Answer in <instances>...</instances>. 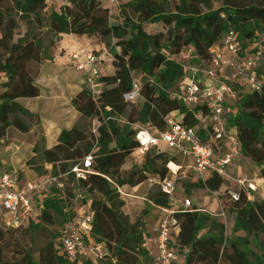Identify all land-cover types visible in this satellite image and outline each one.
<instances>
[{
    "label": "trees",
    "instance_id": "16d2710c",
    "mask_svg": "<svg viewBox=\"0 0 264 264\" xmlns=\"http://www.w3.org/2000/svg\"><path fill=\"white\" fill-rule=\"evenodd\" d=\"M216 1L221 3L218 8L214 7ZM47 2L0 0V141L10 127L28 133L40 124V116L18 101L40 95L36 81L41 66L53 59V50L63 35L114 42L115 72L102 75L101 95L93 98L83 89L72 102L81 114L74 128L64 130L52 149H47L40 139L33 149L34 156L27 162L40 176L69 173L67 179L73 182V167L93 154L94 173L86 181L76 183V188L89 196L94 211L87 244H102L107 254L95 263L72 261L63 253L64 229L75 218L70 201L72 189L52 187L43 199L38 218L19 228L0 226V242H5V231L31 233L59 226L57 233L48 231L52 241L45 249L43 261L37 262L28 252L20 260H0V264H155L156 256L146 246L150 233L142 220L131 223L124 215V197L117 187L135 188L150 177L165 179L169 176L165 166L178 158L167 151L150 149L141 165L123 178L121 169L138 148L137 129L131 125L140 123L165 130V117L178 111L184 115L182 122L195 127L202 141H206L209 128H204L188 107L174 98L186 73L182 62L169 57L192 48L190 64L202 65L208 60L210 49L229 32L238 35L243 50L249 49L255 40L264 37V0H130L117 9L121 23L111 22L115 15H110L100 0H68L59 10L49 13ZM146 24H163L167 33L150 34ZM23 26L26 31L21 34ZM24 56L26 60L21 62ZM133 73L141 76L142 98L136 103L124 98L132 91ZM239 97L226 118L228 126L237 130L241 156L263 168L264 91H239ZM140 101L143 104L137 109ZM121 119L126 124H120ZM94 122L98 123L95 127ZM47 164L52 166L50 171ZM194 180V188L212 193L219 192L227 182L217 173H209L204 181ZM97 193L101 197L96 198ZM238 193L239 199L233 201L234 232L241 235L234 239L226 238L224 223L195 206L194 211L174 214L179 233L172 234L170 245L179 256L176 264H264V200L250 198L245 189ZM147 202L157 210L172 207L168 195L157 186ZM19 241L18 238L16 242Z\"/></svg>",
    "mask_w": 264,
    "mask_h": 264
},
{
    "label": "built area",
    "instance_id": "2783aa9c",
    "mask_svg": "<svg viewBox=\"0 0 264 264\" xmlns=\"http://www.w3.org/2000/svg\"><path fill=\"white\" fill-rule=\"evenodd\" d=\"M100 1L113 16L116 9L130 0ZM193 52L192 48H187L178 56L169 57L182 62L186 73L174 98L185 104L204 128H209V138L202 141L195 127L182 122L184 115L178 111L165 117V130L140 125L135 136L138 142L135 153L141 157L139 161H143V156L150 149L171 151L178 158L177 162L172 161L167 165V178L150 177L147 180L150 187L157 186L168 195L172 203L170 209H161L164 216L159 222L157 234L152 238L156 246L155 264L179 262L178 254L170 245L173 230L179 228L174 214L194 211L195 205L191 199L178 197V179H186L193 174L197 180L204 181L209 173H217L227 182L245 189L250 198L251 193L257 191L258 184L264 185V176L236 178L229 172L241 153L237 130L229 127L226 120L232 113L233 105L240 100L239 91H264V37L243 50L238 35L229 32L210 49L209 58L202 65L190 64ZM70 59L79 71L84 72V83L92 97H99L104 89L101 57L94 51L81 50L70 55ZM132 76V91L124 98L126 102L136 103L142 98L141 86L137 75L133 73ZM161 144L165 145L166 150L161 148ZM93 162L94 156L89 154L74 166L71 170L75 175L73 182L67 179L69 173H65L49 174L21 183L17 172H6L0 168V226L13 229L27 225L41 215L43 199L52 187L61 191L72 189L70 201L75 218L64 229L61 239L63 253L72 261L92 260L97 263L103 259L107 249L102 244H87L86 241L90 239L94 222L91 199L83 190L76 188V183L86 181L88 175L94 173ZM117 188L123 197L128 196L126 190ZM230 195L232 202L239 199L238 192L231 191Z\"/></svg>",
    "mask_w": 264,
    "mask_h": 264
},
{
    "label": "crops",
    "instance_id": "0c3cea01",
    "mask_svg": "<svg viewBox=\"0 0 264 264\" xmlns=\"http://www.w3.org/2000/svg\"><path fill=\"white\" fill-rule=\"evenodd\" d=\"M81 50L100 53L102 62L109 55L105 44L99 42L98 39L95 41V38L86 36L63 35L53 50V59L44 61L41 66V72L36 81L40 88V95L35 98H22L18 101L24 108L32 114L40 116L41 119L40 124L34 126L28 133L10 127L6 137L0 141L1 170H12L13 173L19 171L22 177L20 178L21 183L40 178L27 165V162L34 156L33 149L38 141L43 139L47 149L54 148L59 143L61 133L74 128L81 117L72 102L83 89H86L85 75L83 71L76 68L74 61L70 59V55ZM108 67L106 69L104 66L102 67L103 75L114 74L115 69L111 70ZM161 148L166 150L164 144H161ZM131 156L136 158V162H141L139 161L141 157L136 156L135 152ZM179 160L181 161V159ZM46 168L51 169L49 166ZM255 195L261 196L264 200V185L258 184L257 191L251 193V198H254ZM217 206L219 203L214 201L209 205L210 211L206 210L205 212L212 214L211 211L216 210ZM159 211L161 210L159 209ZM159 222L160 220L149 230L151 239L146 243L147 248L153 253L156 251V246L152 238L157 234ZM178 233L179 228H175L173 234L177 235Z\"/></svg>",
    "mask_w": 264,
    "mask_h": 264
},
{
    "label": "rangeland",
    "instance_id": "374dc122",
    "mask_svg": "<svg viewBox=\"0 0 264 264\" xmlns=\"http://www.w3.org/2000/svg\"><path fill=\"white\" fill-rule=\"evenodd\" d=\"M68 0H48L47 2V9L46 12L49 13L52 10H59L61 6L67 3ZM221 6V3L216 1L214 3V7L218 8ZM117 9L115 10V16L112 19V23H121V18L116 15ZM146 31L150 34H157V33H167L168 28L165 27L163 24H146L145 25ZM26 28L23 26L20 30L21 34L25 33ZM95 38L96 37H93ZM100 42L101 40L98 39ZM102 42V41H101ZM106 46L108 51L107 58L104 62L101 63V67L104 66L106 69L108 66L109 69H115L114 67V55L112 53V46L114 42L106 41L103 42ZM117 51L120 52V49L117 48ZM97 55L100 56V53L95 52ZM26 60V56L21 60L24 62ZM105 64V65H104ZM141 79V76L138 77ZM3 78H0V82H3ZM143 102H139L136 107L137 109L142 106ZM120 124H126L124 119L120 120ZM98 123L94 122V126H97ZM140 123L133 124L131 127L133 129H137L140 126ZM147 126V125H145ZM160 130L159 128H157ZM171 157H173V153L171 151H167ZM146 157V154L143 156V160ZM136 158L130 156L127 163L121 169V176L126 178L130 171L136 166L141 165L140 162L135 161ZM140 160V159H139ZM52 168L51 165H46V167ZM165 168L168 170L167 166ZM259 169V170H258ZM49 169L48 171H50ZM6 172H11L12 170H3ZM169 171V170H168ZM233 177H241L247 176L249 178H254L255 176H264V167H257V165L249 161L244 157H240L238 161L234 163V166L230 168L229 171ZM19 173V171H18ZM49 175V174H48ZM46 176V175H44ZM153 176V175H150ZM21 177V174H20ZM38 177H41L38 175ZM43 177V176H42ZM22 178V177H21ZM193 174H189L188 178L186 179H178L177 180V193L179 194L178 197L180 199H191L192 203L195 207L202 209L205 211L209 210V205L216 201L219 203V206L215 208L216 210L211 211V215L224 223L225 225V235L227 239H234L235 237L241 235L240 233H235V219L236 214L233 212V202L231 201V191L235 192H242L243 189L236 183L226 182V185L222 187L219 192L211 193L208 190L196 189L192 186L196 180ZM154 187H150L148 182H143L142 185H139L136 188L127 187L126 193L128 197H124V206L122 207V212L125 216H127L131 223H136L137 220H142V223L145 226L146 231H149L154 225L157 224L159 220L164 216L163 212L155 209L151 206L147 199L152 192ZM250 190V189H249ZM96 198L101 197L99 193L95 195ZM255 200H263L261 196L255 195ZM202 211L203 213H207ZM210 211V210H209ZM60 230V227L57 225L48 226V228H43L40 230L31 231V233H24L15 232V231H5V242H0V260H20L25 253L31 252L34 259L37 262L43 261V257L45 256L44 252L49 242L52 241L51 235L48 231L52 233H57ZM20 239L19 243L16 242L17 239ZM180 263H182L180 261Z\"/></svg>",
    "mask_w": 264,
    "mask_h": 264
}]
</instances>
